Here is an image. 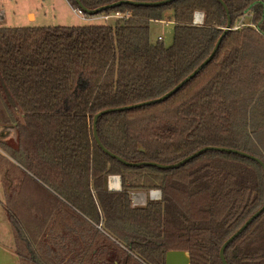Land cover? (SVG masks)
<instances>
[{
    "label": "trees",
    "instance_id": "obj_1",
    "mask_svg": "<svg viewBox=\"0 0 264 264\" xmlns=\"http://www.w3.org/2000/svg\"><path fill=\"white\" fill-rule=\"evenodd\" d=\"M79 1L94 9L117 0ZM223 2L230 27L242 15L251 25L227 30L211 60L165 100L99 116L105 148L170 164L221 146L264 163V0ZM113 12L127 15L109 25H0V177L15 252L21 264H165L168 250H185L190 264H222V243L264 202L262 166L219 150L172 169L126 165L97 145L92 121L190 74L223 32L225 8L173 0L82 10ZM164 18L174 22L170 45L149 39L148 23ZM112 174L118 191L107 189ZM152 189L160 199L132 205V192ZM224 255L227 264H264V210Z\"/></svg>",
    "mask_w": 264,
    "mask_h": 264
},
{
    "label": "water",
    "instance_id": "obj_2",
    "mask_svg": "<svg viewBox=\"0 0 264 264\" xmlns=\"http://www.w3.org/2000/svg\"><path fill=\"white\" fill-rule=\"evenodd\" d=\"M171 1H173V0H157V1H153V2H142V1H133V0H117V1H114L112 3H108V4L98 6L94 9H85L83 7V5L80 3V1L76 0L79 7L89 14H95L97 12L106 10L108 8L115 7L121 3H130V4H138V5H161V4L171 2ZM218 1L225 8V11L227 14L226 26L223 28V32L221 33V35L217 39L211 53L190 74H188L184 79H182L179 83H177L172 89H170L169 91H167L166 93H164L160 97H157V98L151 99V100H147V101H143V102H139V103L125 105V106L106 108V109H103V110L97 112L93 116V121H92L93 137H94L97 145L103 150V152H105L109 156L117 159L118 161H120L126 165H130V166L150 165V166H155V167H158L161 169H172V168H177V167L183 165L184 163L188 162L190 159H193L194 157L198 156L199 154H201L202 152H204L206 150H219V151L236 153V154L245 156L247 158L253 159V160L257 161L262 166L263 172H264V163L258 157L254 156L252 154H249L245 151L239 150V149H235V148H231V147H221V146H204V147L196 150L195 152L185 156L181 160H179L175 163H170V164H163V163H158L155 161L129 162V161H126L125 159H123L122 157L112 153L107 148H105L103 146V144L101 143V141L99 140L97 132H96V123H97V119L99 116H101L105 113L113 112V111H122V110H127V109H131V108H136V107H140L143 105L151 104V103L161 102V101L165 100L166 98H168L170 95H172L174 92H176L185 82H187L190 78H192L195 74H197V72L211 60V58L213 57V55L215 54V52L218 48L220 41L222 40V37L227 32V30L230 29V15H229L228 8H227L226 4L223 2V0H218ZM263 210H264V202H263L262 206L257 211H255L250 217H248L244 221V223L222 243V245L218 251L222 264H227L226 259H225V255H224V250H225L226 246L237 235H239L250 224V222L254 218H256ZM165 264H190V255L185 250H168L165 253Z\"/></svg>",
    "mask_w": 264,
    "mask_h": 264
},
{
    "label": "rangeland",
    "instance_id": "obj_3",
    "mask_svg": "<svg viewBox=\"0 0 264 264\" xmlns=\"http://www.w3.org/2000/svg\"><path fill=\"white\" fill-rule=\"evenodd\" d=\"M0 4L4 16L0 25L4 26L109 25L115 20L113 17L105 21L101 16L78 14L66 0H0ZM166 18L163 21L152 20L148 23L151 42H156L158 35L163 37L165 45L173 42L174 22H167ZM241 22L250 23V16L242 15L238 24ZM138 192L147 195L145 191ZM143 203L145 202L141 204Z\"/></svg>",
    "mask_w": 264,
    "mask_h": 264
},
{
    "label": "crops",
    "instance_id": "obj_4",
    "mask_svg": "<svg viewBox=\"0 0 264 264\" xmlns=\"http://www.w3.org/2000/svg\"><path fill=\"white\" fill-rule=\"evenodd\" d=\"M0 6H2V4H0ZM3 18V12L0 10V22ZM7 133H9V131L6 129L4 134ZM1 151L2 150H0V152ZM4 200V186L0 177V264H21L15 252L11 226L4 209Z\"/></svg>",
    "mask_w": 264,
    "mask_h": 264
},
{
    "label": "built area",
    "instance_id": "obj_5",
    "mask_svg": "<svg viewBox=\"0 0 264 264\" xmlns=\"http://www.w3.org/2000/svg\"><path fill=\"white\" fill-rule=\"evenodd\" d=\"M78 14H82V10L81 9H77L76 10ZM127 13H119V12H113L110 14H106V15H102L101 17L107 21L110 17L113 18H119L122 16H126ZM163 21V20H161ZM170 22V21H167ZM203 22V13L201 11H195L193 14V23L194 24H201ZM243 25H251V23H239L238 22L231 26L230 29L235 30L237 28H239L240 26ZM157 39H163L162 36L158 35ZM107 189L110 191H118L121 189V182H120V176L119 175H108L107 176ZM141 195H143L144 197L141 199ZM161 197V193L160 190L158 189H152L150 190L147 195L142 194L140 192H132L131 193V202L132 205H139L142 202H144L147 198L151 199V200H158Z\"/></svg>",
    "mask_w": 264,
    "mask_h": 264
},
{
    "label": "flooded vegetation",
    "instance_id": "obj_6",
    "mask_svg": "<svg viewBox=\"0 0 264 264\" xmlns=\"http://www.w3.org/2000/svg\"><path fill=\"white\" fill-rule=\"evenodd\" d=\"M120 182H121V180H120ZM135 192H138V191H135ZM161 198V197H160ZM147 200V199H146ZM146 200L144 201V202H146ZM144 204V203H143Z\"/></svg>",
    "mask_w": 264,
    "mask_h": 264
},
{
    "label": "bare ground",
    "instance_id": "obj_7",
    "mask_svg": "<svg viewBox=\"0 0 264 264\" xmlns=\"http://www.w3.org/2000/svg\"><path fill=\"white\" fill-rule=\"evenodd\" d=\"M144 196L143 195H141V199L143 198Z\"/></svg>",
    "mask_w": 264,
    "mask_h": 264
}]
</instances>
